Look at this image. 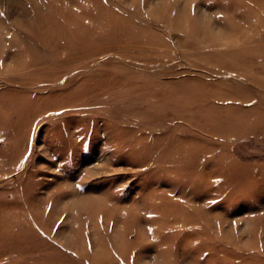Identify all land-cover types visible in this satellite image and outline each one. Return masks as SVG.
Instances as JSON below:
<instances>
[{"label":"rangeland","instance_id":"1","mask_svg":"<svg viewBox=\"0 0 264 264\" xmlns=\"http://www.w3.org/2000/svg\"><path fill=\"white\" fill-rule=\"evenodd\" d=\"M0 264H264V0H0Z\"/></svg>","mask_w":264,"mask_h":264},{"label":"bare ground","instance_id":"2","mask_svg":"<svg viewBox=\"0 0 264 264\" xmlns=\"http://www.w3.org/2000/svg\"><path fill=\"white\" fill-rule=\"evenodd\" d=\"M115 11H116V9H115ZM116 15V14H115ZM127 22V21H126ZM137 22V21H136ZM129 23V22H128ZM120 25V24H119ZM133 28V27H132ZM124 30V29H123ZM122 30V31H123ZM141 31V30H140ZM151 31V30H150ZM152 32V31H151ZM126 37V36H125ZM45 38V37H44ZM154 38V37H153ZM142 39V38H141ZM145 42V41H144ZM49 45V44H48ZM103 51V50H102ZM61 69V68H60Z\"/></svg>","mask_w":264,"mask_h":264}]
</instances>
